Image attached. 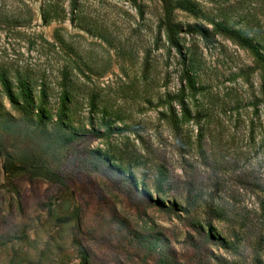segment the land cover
<instances>
[{
	"label": "rangeland",
	"instance_id": "374dc122",
	"mask_svg": "<svg viewBox=\"0 0 264 264\" xmlns=\"http://www.w3.org/2000/svg\"><path fill=\"white\" fill-rule=\"evenodd\" d=\"M191 1L177 49L157 2L0 0V264H264V77L213 32L264 46V0ZM21 83L54 108L68 92L79 136Z\"/></svg>",
	"mask_w": 264,
	"mask_h": 264
},
{
	"label": "trees",
	"instance_id": "16d2710c",
	"mask_svg": "<svg viewBox=\"0 0 264 264\" xmlns=\"http://www.w3.org/2000/svg\"><path fill=\"white\" fill-rule=\"evenodd\" d=\"M133 4H138L139 1L144 0H128ZM150 2H157L160 4L161 8V15L159 19V26L163 31L166 33V38L171 47H175L177 49H180L179 45V35L181 33V27L176 22V12L178 10L185 11L192 16L197 17L200 13L199 9L196 7V4L193 3L191 0H147ZM187 28H192L194 32L199 33L203 38L207 39L208 31L205 30L201 25H194V26H188ZM213 32L214 34L223 35L227 39L235 42L238 46H240L242 49L246 50L251 57L253 58L255 64L259 68L262 76L264 77V46L258 42L256 39H254L250 34L243 30V29H236L233 26L228 25L226 22H213ZM197 63L194 59H191L189 63L187 64L188 70L186 71V78L189 85V88L195 89L196 85V79L199 77V70L196 68ZM199 66V65H198ZM189 71V72H188ZM27 84L21 83V90L24 92L23 97L29 99L28 107L26 106V109H30L28 111L35 110L37 113V117L41 123H44L45 120H48L51 118V116L56 117V125L58 126L57 137L61 138L62 134H60V129L64 130L66 127L65 125L68 124V127L74 131L72 135L68 137V140H72L74 137L79 136V131L76 130L73 127V120H72V111H70L68 103L70 101V94L68 92H64L62 94V103L59 104L56 108L52 106H48L42 99L39 104H36L35 101L30 99L29 93H27ZM7 92L9 93L10 98L12 100H16L13 93L11 94V91L7 89ZM41 98L45 97L44 91H41ZM94 107V105H93ZM80 130V129H79ZM81 132V131H80ZM2 149L0 147V156H2ZM117 162V160H116ZM4 172L9 176H16V175H30L33 177H40L45 178L48 180H60V174L56 171L45 167L41 165H25L21 167H9L6 164L3 165ZM161 204V202H158ZM212 238L217 239L218 241L222 242L223 244H226V248H230V245H228V242L225 239H221L219 237H213ZM79 251L82 255H84V252L80 245H78ZM263 255H264V249ZM260 257H262L260 254L257 255V258H255V261L257 263H260ZM82 264H86L83 262Z\"/></svg>",
	"mask_w": 264,
	"mask_h": 264
}]
</instances>
